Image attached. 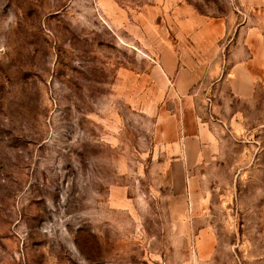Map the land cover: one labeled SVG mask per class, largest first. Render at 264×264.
<instances>
[{
	"label": "rangeland",
	"instance_id": "1",
	"mask_svg": "<svg viewBox=\"0 0 264 264\" xmlns=\"http://www.w3.org/2000/svg\"><path fill=\"white\" fill-rule=\"evenodd\" d=\"M0 264H264V0H0Z\"/></svg>",
	"mask_w": 264,
	"mask_h": 264
},
{
	"label": "crops",
	"instance_id": "2",
	"mask_svg": "<svg viewBox=\"0 0 264 264\" xmlns=\"http://www.w3.org/2000/svg\"><path fill=\"white\" fill-rule=\"evenodd\" d=\"M231 76V74H229Z\"/></svg>",
	"mask_w": 264,
	"mask_h": 264
}]
</instances>
